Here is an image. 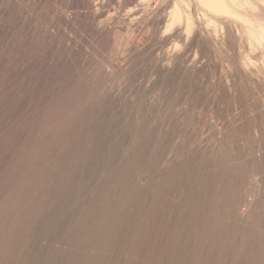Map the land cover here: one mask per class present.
I'll list each match as a JSON object with an SVG mask.
<instances>
[{
	"label": "rangeland",
	"instance_id": "1",
	"mask_svg": "<svg viewBox=\"0 0 264 264\" xmlns=\"http://www.w3.org/2000/svg\"><path fill=\"white\" fill-rule=\"evenodd\" d=\"M245 1L237 34L204 1L0 0V264H264V2Z\"/></svg>",
	"mask_w": 264,
	"mask_h": 264
},
{
	"label": "bare ground",
	"instance_id": "2",
	"mask_svg": "<svg viewBox=\"0 0 264 264\" xmlns=\"http://www.w3.org/2000/svg\"><path fill=\"white\" fill-rule=\"evenodd\" d=\"M93 1H94V0H93ZM125 1H126V0H125ZM173 1H174V0H173ZM184 1L186 2V0H183V2H184ZM190 1H191V2L193 1V2H194V3L192 2V3H193L192 5H196V4H197V6L200 5V4H198V2H199V3H202V2L204 1V4L207 2L208 4H207L206 9L209 8L210 10H213L214 12H213V11H210V12H212L213 14L218 13V12H217L218 10H216V9H219V5H220V9H219V11H222V13H223V14L221 13V15L219 16V17L223 16V17H221V23L223 22V24H224V22H226V23H228V25H229L228 29H234V30L236 31V32L233 31L234 33L239 32V31H238L239 29L236 28V26L238 27V25H234V24H237L238 22L236 21V23H235V21H231L230 19L227 18V16H230V17H231V15H234V16H235V15H238V17L235 16V20H236V18H239V17L241 16V15L239 16L238 13H239V12L241 13L242 9H241V11H238V10H240V9L237 7V6H240V3H241V2L239 3V1H241V0H190ZM233 1H234V4L237 5L236 7L238 8V10H236L237 8H236L235 5L233 4L234 8H236V9H234L235 11H232V10H233V6L231 5V3H232ZM257 1H258V0H257ZM262 1L264 2V0H262ZM142 2H144V1H142ZM178 2H179V0H178ZM196 2H197V3H196ZM242 2H243V0H242ZM245 2H246V1L244 0V3H245ZM248 2H249V1H248ZM171 3H173V2H171ZM179 3H181L180 5H183V4H182V1L179 2ZM186 3H187V2H186ZM188 3H189V2H188ZM188 3H187V5H188ZM214 3L217 4V7H218V8H215V7H214L215 9H212V7H213L212 5H214ZM138 4H139V2H138ZM204 4L202 3V6H204ZM216 4H215V6H216ZM250 4H251V3H250ZM256 4H257V3H256ZM134 5H135V4H134ZM176 5H177V4H176ZM187 5H186V6H187ZM209 5H210V7H208ZM228 5H229L230 7H228ZM242 5H243V4H242ZM242 5H241V6H242ZM259 5H260V2H259ZM128 6H129V5H128ZM130 6H131V5H130ZM188 6H189V5H188ZM197 6H196V7H197ZM247 6H248V5H247ZM247 6H245V8H246ZM249 6H251V5H249ZM252 6H253V4H252ZM172 7H173V6H172ZM183 7L185 8V6H183ZM204 7H205V6H204ZM231 7H232V8H231ZM243 7H244V5H243ZM243 7H242V8H243ZM256 7H257V6H256ZM258 7H259V6H258ZM169 8H170V7H169ZM174 8H175V7H174ZM176 8H177V7H176ZM176 8H175V9L172 8L173 11L176 10ZM178 8H180V6H179ZM187 8H188V7H187ZM187 8H186V9H187ZM190 8H191V5H190ZM197 8L199 9V7H197ZM230 8H231V11H232V12H235L234 14L230 11ZM245 8H244V9H245ZM259 8H260V10H259L260 12H262V11L264 12V5H263V6L261 5V7H259ZM160 9H161V8H160ZM209 9H208V10H209ZM228 9H229V11H228ZM256 9H258V8H256ZM178 10H181V9H178ZM178 10H177V11H174V14H173V15H175L176 12H178V15H180L181 12H179ZM189 10H191V9H189ZM189 10H188V11H189ZM199 10H201V9H199ZM215 10H216V12H215ZM196 11H197V9H196ZM237 11H238V12H237ZM247 11H249V10H247ZM251 11H252V10L250 9V13H253V12H251ZM170 12H171V13H169V14H172V11H170ZM186 12H187V11H186ZM197 12H198V11H197ZM206 12H207V11H206ZM206 12H205V14H206ZM236 12H237V14H236ZM243 12H244V11H242V15H243V14H246V13H243ZM184 13H185V12H184ZM189 13H190V12H189ZM189 13H187V14H188V18H191L192 16H189V15H190ZM203 13H204V11H203ZM207 13H208V12H207ZM247 13H248V12H247ZM256 13H257V11H256ZM187 14H186L185 16H187ZM191 14H192V13H191ZM194 14H195V13H194ZM209 14H210V13H209ZM219 14H220V13H219ZM259 14H261V13H259ZM176 15H177V13H176ZM176 15H175V16H176ZM196 15H197V14H196ZM198 15H199V14H198ZM198 15H197V17H198ZM207 15H208V14H206V16H207ZM215 15H216V14H215ZM215 15H214V16H215ZM251 15H252V14H251ZM256 15H257V14H256ZM119 16H120V15H119ZM129 16H130V15H129ZM159 16H160V15H159ZM164 16H165V15H164ZM175 16H173V17L175 18ZM208 16H210V15H208ZM234 16H232V17H234ZM247 16H248V15H247ZM257 16H258V15H257ZM92 17H93V16H92ZM167 17H168V16H167ZM173 17H172V18H173ZM230 17H229V18H230ZM244 17H246V15H245ZM255 17H256V16H255ZM260 17H261V16H259V18H260ZM157 18H158V17H157ZM178 18H179V17H178ZM213 18H214V17H213ZM217 18H218V17H217ZM246 18H247V17H246ZM246 18H244V19H246ZM159 19H160V18H159ZM180 19H181V18H180ZM186 19H187V18H186ZM197 19H199V18H197ZM208 19H210V18H208ZM244 19H243V20H244ZM257 19H258V18H257ZM160 20H162V19H160ZM163 20H164V19H163ZM173 20H174V19H173ZM214 20H215V19H214ZM216 20H217V19H216ZM218 20H219V19H218ZM218 20H217V21H218ZM239 20H240V18H239ZM243 20H241V21H243ZM246 20H247V19H246ZM246 20H244V22H245ZM255 20H256V19H255ZM187 21L189 22L188 19H187ZM204 21H205V20H204ZM211 21H212V20H211ZM217 21H216V22H217ZM172 22H173V21H172ZM190 22H191V19H190ZM205 22H206V21H205ZM205 22H204V23H205ZM244 22H243V23H244ZM246 22L249 23L248 21H246ZM246 22H245V24H246ZM159 23H160V22H159ZM164 23H165V22H164ZM192 23H193V22H192ZM221 23H220V24H221ZM100 24H101V23H100ZM194 24H195V23H194ZM205 24H206V23H205ZM211 24H213V23H211ZM238 24H239V23H238ZM162 25H163V24H162ZM207 25H208V24H207ZM249 25H250V24H249ZM171 26H172V25H171ZM171 26H170V27H171ZM220 26H224V25H220ZM225 26H226V24H225ZM245 26H246V25H245ZM108 27H109V26H108ZM119 27H120V26H119ZM126 27H127V26H126ZM156 27H158V26H156ZM166 27H167V25H166ZM166 27H165V28H166ZM175 27L177 28V25H176ZM188 27H189V26H188ZM188 27H186V28H188ZM190 27H191V26H190ZM116 28H117V27H116ZM179 28H180V26H179ZM192 28H193V27L188 28V29H192ZM197 28H198V27H197ZM197 28H195V29H197ZM206 28H207V27H206ZM214 28H215V27H214ZM221 28H222V29H220V30L224 31L225 28L227 29V26L224 28V30H223V27H221ZM258 28L260 29L261 27H258ZM173 29H175V28H173ZM198 29H199V28H198ZM208 29H209V28H208ZM208 29H207V30H208ZM212 29H213V28H212ZM212 29H210V30L212 31ZM248 29H249V28H248ZM259 29H258V30H259ZM99 30H100V29H99ZM167 30H168V28L166 29V31H167ZM193 30H194V29H193ZM193 30H189V31L191 32V31H193ZM256 30H257V29H256ZM260 30H262V28H261ZM159 31H160V30H159ZM166 31L164 30V32H162V33H164L163 35L168 34V32H166ZM172 31H173V30H172ZM175 31H176V30H175ZM203 31H204V30H203ZM213 31H214V30H213ZM228 31H229V30H228ZM165 32H166V33H165ZM184 32H185V31H184ZM204 32H205V31H204ZM255 32H256V31H255ZM169 33H170V32H169ZM198 33L200 34L199 31H198ZM205 33H206V32H205ZM221 33H222V32H221ZM227 33H228V32H227ZM261 33H263V32L261 31ZM171 34H172V33H171ZM187 34H188V30H187ZM191 34H192V33H191ZM193 34H194V33H193ZM199 34H198V35H199ZM237 34H238V33H237ZM249 34H250V33H249ZM258 34H259V32H258ZM163 35H162V36H163ZM198 35H197V36H198ZM225 35H226V34H225ZM200 36H201V35H200ZM204 36H205V35H204ZM222 36H223V34H222ZM191 37H192V35H191ZM206 37H207V36H206ZM244 37H245V36H244ZM188 38H189V37H188ZM192 38H193V37H192ZM196 38H197V37H196ZM202 38H203V37H202ZM229 38H230V37H229ZM255 38H256V36H255ZM207 39H208V38H207ZM207 39H206V40H207ZM224 39H225V38H224ZM230 39H232V38H230ZM238 39H239V38H238ZM200 40H201V39H200ZM202 40H204V39H202ZM228 40H229V39H228ZM188 41H189V39H188ZM213 41H214V40H213ZM225 41H227V40H225ZM229 41H231V40H229ZM204 42H205V41H204ZM208 42H209V41H208ZM236 42H238V40H237ZM188 43H189V42H188ZM191 43H192V42H191ZM222 43H223V41H222ZM226 43H227V42H225V44H226ZM229 43H230V42H229ZM259 43L261 44V42H259ZM205 44H206V43H205ZM219 44H220V43H219ZM223 44H224V43H223ZM232 44H233V43H232ZM250 44H251V43H250ZM202 45H203V44H202ZM236 45H237V43H236ZM246 45H247V44H246ZM199 46H200V45H199ZM224 46H225V45H224ZM226 46H227V45H226ZM228 46H229V44H228ZM232 46H233V45H232ZM234 46H235V45H234ZM247 46H248V45H247ZM173 47H174V46H173ZM191 47H192V46H191ZM235 47H236V46H235ZM252 47H253V45H252ZM200 48H201V47H200ZM211 48H212V47H211ZM219 48H220V47H219ZM172 49H173V48H172ZM181 49H182V48H181ZM227 49H229V48H227ZM143 50H144V49H143ZM194 50H195V49H194ZM249 51H250V50H249ZM170 52H171V51H170ZM170 52H169V53H170ZM174 52H175V49H174ZM184 53H185V52H184ZM166 54H167V53H166ZM175 54H176V53H175ZM148 55H149V54H148ZM151 55H152V54H151ZM245 55H246V54H245ZM190 56H191V55H190ZM214 56H215V55H214ZM262 56H263V55H262ZM182 57H183V56H182ZM226 57H227V56H226ZM185 58H186V57H185ZM194 58H195V57H194ZM146 59H147V58H146ZM170 59H171V58H170ZM229 59H230V58H229ZM144 60H145V59H144ZM147 60H148V59H147ZM194 61H195V59H194ZM229 61H230V60H229ZM166 62H167V60H166ZM169 62H170V60H169ZM192 62H193V61H192ZM165 64H166V63H165ZM192 64H193V63H192ZM196 64H197V63H196ZM200 64H201V63H200ZM203 64H204V62H203ZM248 64H249V63H247V65H248ZM182 65H183V64H182ZM224 65H225V64H224ZM227 65H228V64H227ZM198 66H199V65H198ZM201 66H202V65H201ZM173 67H174V66H173ZM247 67H248V66H247ZM249 67H250V66H249ZM249 67H248V68H249ZM242 68H243V67H242ZM242 68H241V69H242ZM235 69H236V68H235ZM248 70H249V69H248ZM250 73H251V72H250ZM262 73H263V72H262ZM196 75H197V74H196ZM199 76H200V75H199ZM228 77H229V76H228ZM241 77H242V76H241ZM248 77H249V76H248ZM150 78H151V77H150ZM249 80H251V79H249ZM167 81H168V80H167ZM196 81H197V80H196ZM201 81H202V80H201ZM255 81H256V80H255ZM227 82H228V81H227ZM247 82H248V81H247ZM175 83H176V82H175ZM244 83H245V81H244ZM246 84H247V83H246ZM248 84H249V83H248ZM250 84H251V82H250ZM224 85H225V84H224ZM234 86H235V85H234ZM184 87H185V86H184ZM204 87H205V86H204ZM246 88H247V87H246ZM193 91H194V90H193ZM201 91H202V90H201ZM204 92H205V91H204ZM209 92H210V91H209ZM230 92H231V90H230ZM253 92H254V91H253ZM224 93H225V91H224ZM251 93H252V92H251ZM250 95H251V94H250ZM192 96H193V95H192ZM218 96H219V95H218ZM199 97H200V96H199ZM229 97H230V96H229ZM258 97H259V96H258ZM194 98H195V97H194ZM219 98H220V97H219ZM192 99H193V98H192ZM227 99H228V98H227ZM262 99H263V98H262ZM53 100H54V99H53ZM230 100H231V99H230ZM263 100H264V99H263ZM118 101H119V100H118ZM192 101H193V100H192ZM54 102H55V101H54ZM225 102H226V101H225ZM199 103H200V102H199ZM117 104H118V103H117ZM255 104H256V103H255ZM256 109H257V108H256ZM104 112H105V111H104ZM237 112H238V111H237ZM107 113H108V112H107ZM263 113H264V112H263ZM263 113H262V114H263ZM197 114H198V113H197ZM10 115H11V114H10ZM103 115H104V114H103ZM239 115H240V114H239ZM256 116H257V115H256ZM79 117H80V116H79ZM194 117H195V116H194ZM263 118H264V117H263ZM236 119H237V118H236ZM38 120H39V119H38ZM44 120H45V119H44ZM193 120H194V119H193ZM225 120H226V119H225ZM257 120H258V119H257ZM252 121H253V120H252ZM257 122H258V121H257ZM90 123H91V122H90ZM200 123H201V122H200ZM239 123H240V122H239ZM252 123H253V122H252ZM98 124H99V123H98ZM226 124H227V123H226ZM226 124H225V125H226ZM240 125H241V124H240ZM258 125H259V124H258ZM251 126H252V125H251ZM77 128H78V127H77ZM81 128H83V127H81ZM98 130H99V129H98ZM259 130H260V129H259ZM229 131H230V130H229ZM261 131H262V130H261ZM224 132H225V131H224ZM234 132H236V131H234ZM72 133H73V132H72ZM117 133H118V132H117ZM244 133H245V132H244ZM247 133H248V132H247ZM247 133H246V134H247ZM260 133H261V132H260ZM262 133H263V132H262ZM257 134H258V133H257ZM257 134H256V135H257ZM5 135H6V134H5ZM92 136H93V135H92ZM185 137H186V136H185ZM252 137H253V136H252ZM84 139H85V138H84ZM245 140H246V138H245ZM249 143H250V142H249ZM118 145H119V144H118ZM180 146H181V145H180ZM195 146H196V145H195ZM201 146H202V145H201ZM209 146H210V145H209ZM249 146H250V145H249ZM241 148H242V146H241ZM27 149H28V148H27ZM223 150H224V149H223ZM263 151H264V150H263ZM44 152H45V151H44ZM38 153H40V152H38ZM42 153H43V152H42ZM86 155H88V154H86ZM24 157H25V156H24ZM263 157H264V156H263ZM41 158H43V157H41ZM53 158H54V157H53ZM96 158H97V157H96ZM236 159H237V158H236ZM35 160H36V159H35ZM38 160H39V159H38ZM40 160H41V159H40ZM134 160H135V159H134ZM40 163H41V162H40ZM31 164H32V163H31ZM37 164H38V163H37ZM51 164H52V163H51ZM35 165H36V164H35ZM35 165H34V166H35ZM77 165H78V164H77ZM99 165H100V164H99ZM143 165H144V164H143ZM48 166H49V165H48ZM71 166H72V165H71ZM23 168H24V167H23ZM154 171H155V170H154ZM132 172H133V171H132ZM143 172H144V171H143ZM42 173H43V172H42ZM96 173H97V172H96ZM39 175H40V174H39ZM63 175H64V174H63ZM131 175H132V174H131ZM14 176H15V175H14ZM169 176H170V175H169ZM68 178H69V177H68ZM163 178H164V177H163ZM224 178H225V177H224ZM244 178H245V177H244ZM245 179H246V178H245ZM236 180H237V179H236ZM12 181H13V180H12ZM12 181H11V182H12ZM110 181H111V180H110ZM245 181H246V180H245ZM120 182H121V181H120ZM34 183H35V182H34ZM57 183H58V182H57ZM33 185H34V184H33ZM221 185H222V184H221ZM48 186H49V185H48ZM8 187H9V186H8ZM26 188H27V187H26ZM117 188H119V187H117ZM28 189H29V188H28ZM28 189H27V190H28ZM49 189H50V188H49ZM211 189H212V188H211ZM223 189H224V188H223ZM223 189H222V190H223ZM10 190H11V189H10ZM41 190H42V189H41ZM142 190H143V189H142ZM159 190H160V189H159ZM232 190L235 191L234 189H232ZM100 191H101V190H100ZM26 192H27V191H26ZM52 192H53V191H52ZM105 192H106V191H105ZM105 192H103V193H105ZM139 192H140V191H139ZM170 192H171V191H170ZM252 192H253V191H252ZM31 193H32V191H31ZM38 193H39V192H38ZM123 193H124V192H123ZM205 193H206V192H205ZM230 193H231V192H230ZM20 194H21V193H20ZM131 194H132V193H131ZM140 194H141V193H140ZM142 194L144 195V193H142ZM201 194H202V193H201ZM220 194H221V193H220ZM29 195H30V194H29ZM73 195H74V194H73ZM143 195H142V196H143ZM159 195H160V194H159ZM174 195H175V194H174ZM174 195H173V196H174ZM248 195H249V194H248ZM250 195H251V194H250ZM30 196H31V195H30ZM34 196H35V195H34ZM66 196H67V195H66ZM139 196H141V195H139ZM245 196H246V195H245ZM105 197H106V196H105ZM133 197H136V196H133ZM217 197H218V196H217ZM263 197H264V196H263ZM102 198H103V197H102ZM174 198H175V197H174ZM223 198H224V197H223ZM242 198H243V197H242ZM252 198H253V197H252ZM32 199H33V198H32ZM76 199H77V198H76ZM213 199H214V198H213ZM233 199H234V197H233ZM235 199H236V198H235ZM235 199H234V200H235ZM244 199H246V198H244ZM37 200H38V199H37ZM229 200H230V199H229ZM89 201H90V200H89ZM94 201H95V200H94ZM122 201H123V200H122ZM211 201H212V200H211ZM223 201H224V199H223ZM223 201H222V202H223ZM227 201H228V200H227ZM241 201H242V200H241ZM64 202H65V201H64ZM74 202H75V201H74ZM215 202H216V201H215ZM220 202H221V201H220ZM244 202H245V201H244ZM248 202H249V201H248ZM259 202H260V201H259ZM25 203H26V202H25ZM41 203H42V202H41ZM75 203H76V202H75ZM75 203H74V204H75ZM130 203H131V202H130ZM150 203H151V202H150ZM176 203H177V202H176ZM194 203H195V202H194ZM252 203H253V202H252ZM252 203H251V204H252ZM39 204H40V203H39ZM88 204H89V203H88ZM115 204H116V203H115ZM169 204H170V203H169ZM177 204H178V203H177ZM213 204H214V203H213ZM216 204H217V203H216ZM101 205H102V204H101ZM141 205H142V204H141ZM144 205H145V204H144ZM144 205H143V206H144ZM249 205H250V204H249ZM252 205H253V204H252ZM256 205H257V203H256ZM261 205H262V204H261ZM26 206H27V205H26ZM124 206H125V205H124ZM211 206H212V204H211ZM235 206H236V205H235ZM254 206H255V204H254ZM101 207H102V206H101ZM198 207H199V206H198ZM238 207H239V206H238ZM258 207H259V206H258ZM258 207H257V208H258ZM263 207H264V206H263ZM209 208H210V206H209ZM217 208H218V207H217ZM240 208H241V207H240ZM251 208H252V207H251ZM25 209H26V207H25ZM218 209H219V208H218ZM226 209H228V207H227ZM254 209H255V208H254ZM101 210H102V209H101ZM101 210H100V211H101ZM150 210H151V209H150ZM176 210H177V208H176ZM206 210H207V209H206ZM28 211H29V210H28ZM197 211H198V210H197ZM211 211H213V210H211ZM261 211H262V210H261ZM121 212H122V211H121ZM185 212H187V211H185ZM218 212H219V211H218ZM27 213H28V212H27ZM82 213H83V212H82ZM229 213H230V212H229ZM121 214H122V213H121ZM142 214H143V213H142ZM156 214H157V212H156ZM164 214H165V213H164ZM190 214H191V213H190ZM218 214H219V213H218ZM218 214H217V215H218ZM224 214H225V213H224ZM226 214H227V213H226ZM232 214H233V212H232ZM78 215H79V214H78ZM136 215H137V214H136ZM185 215H186V214H185ZM204 215H205V214H204ZM217 215H216V216H217ZM233 215H234V214H233ZM3 216H4V215H3ZM3 216H2V217H3ZM160 216H161V215H160ZM168 216H169V215H168ZM212 216H213V215H212ZM222 216H223V215H222ZM229 216H230V215H229ZM135 217H137V216H135ZM164 217H165V216H164ZM164 217H163L162 219H164ZM185 217H186V216H185ZM206 217H207V216H206ZM156 218H157V217H156ZM167 218H168V217H167ZM167 218H166V219H167ZM169 218H170V217H169ZM175 218H176V217H175ZM178 218H179V217H178ZM178 218H176V219H178ZM237 218H238V217H237ZM9 219H11V218H9ZM26 219H27V218H26ZM46 219H47V218H46ZM123 219H124V218H123ZM153 219H154V218H153ZM159 219H160V218H159ZM219 219H220V218H219ZM239 219H240V218H239ZM19 220H20V219H19ZM182 220H183V219H182ZM237 220H238V219H237ZM9 221H10V220H9ZM72 221H73V220H72ZM156 221H157V220H156ZM161 221H162V220H161ZM164 221H165V220H164ZM249 221H250V220H249ZM51 222H52V221H51ZM76 222H77V221H76ZM91 222H92V221H91ZM128 222H129V220H128ZM184 222H185V219H184ZM220 222H221V221H220ZM253 222H254V221H253ZM77 223H78V222H77ZM137 223H138V222H137ZM146 223H147V222H146ZM153 223H154V222H153ZM163 223H164V222H163ZM186 223H187V222H186ZM189 223H190V222H189ZM195 223H196V222H195ZM22 224H24V223H22ZM38 224H40V223H38ZM109 224H110V223H109ZM112 224H114V222H113ZM158 224H159V222H158ZM204 224H205V223H204ZM228 224H229V223H228ZM228 224H227V225H228ZM232 224H233V223H232ZM247 224H248V223H247ZM0 225H1V224H0ZM192 225H193V224H192ZM18 226H19V225H18ZM199 226H200V225H199ZM248 226H249V225H248ZM75 227H76V226H75ZM94 227H95V226H94ZM96 227H97V226H96ZM128 227H129V226H128ZM165 227H166V226H165ZM165 227H164V228H165ZM184 227H185V226H184ZM251 227H252V225H251ZM40 228H41V227H40ZM177 228H178V227H177ZM191 228H192V226H191ZM230 228H231V227H230ZM230 228H229V229H230ZM249 228H250V227H249ZM123 229H124V228H123ZM181 229H182V228H181ZM238 229H239V228H238ZM238 229H237V231H238ZM241 229H242V228H241ZM14 230H15V229H14ZM124 230H125V229H124ZM15 231H16V230H15ZM39 231H40V230H39ZM100 231H101V229H100ZM140 231H141V230H140ZM148 231H149V230H148ZM184 231H185V230H184ZM186 231H187V229H186ZM188 231H189V230H188ZM224 231L226 232L225 229H224ZM243 231H244V230H243ZM245 231H246V230H245ZM260 231H261V228H260ZM263 231H264V230H263ZM108 232H109V231H108ZM112 232H113V231H112ZM114 232H115V231H114ZM120 232H122V231H120ZM120 232H119V233H120ZM124 232H125V231H124ZM135 232H136V231H135ZM137 232H138V231H137ZM150 232H152V231H150ZM153 232H154V231H153ZM191 232H192V231H191ZM3 233H4V232H3ZM177 233H178V232H177ZM177 233H176V234H177ZM183 233H184V232H183ZM187 233H188V232H187ZM216 233H217V232H216ZM239 233H240V232H239ZM259 233H260V232H259ZM113 234H114V233H113ZM124 234H125V233H124ZM137 234H138V233H137ZM139 234H140V233H139ZM155 234H156V233H155ZM160 234H161V233H160ZM171 234H172V233H171ZM173 234H175V232H174ZM181 234H182V233H181ZM185 234H186V233H185ZM188 234H190V233H188ZM257 234H258V233H257ZM127 235H128V234H127ZM127 235H126V236H127ZM147 235H148V234H147ZM166 235H167V234H166ZM166 235H164V236H166ZM237 235H239V234H237ZM245 235H247V234H245ZM259 235H261V234H259ZM50 236H51V235H50ZM117 236H118V235H117ZM131 236H132V235H131ZM141 236H142V235H141ZM206 236H208V235H206ZM254 236H256V235H254ZM88 237H89V236H88ZM134 237H135V236H134ZM139 237H140V236H139ZM150 237H152V236L150 235ZM201 237H203V236H201ZM216 237H217V236H216ZM241 237H242V236H241ZM129 238H130V237H129ZM181 238H182V237H181ZM189 238H190V237H189ZM189 238H187V240H188ZM248 238H249V237H248ZM253 238H254V237H253ZM136 239H138V238H136ZM142 239H143V238H142ZM146 239H147V238H146ZM184 239H186V238H184ZM199 239H200V238H199ZM88 240H89V239H88ZM91 240H92V239H91ZM118 241H119V240H118ZM140 241H141V240H140ZM220 241H221V240H220ZM241 241H242V240H241ZM255 241H256V240H255ZM10 242H11V240H10ZM62 242H63V241H62ZM144 242H145V241H144ZM111 243H112V242H111ZM130 243H131V242H130ZM219 243H220V242H219ZM125 244H126V243H125ZM131 244H132V243H131ZM158 244H159V243H158ZM164 244H165V243H164ZM166 244H167V243H166ZM166 244H165V246H166ZM1 245H2V244H1ZM143 245H144V243H143ZM189 245H190V244H189ZM149 246H150V243H149ZM173 246H174V245H173ZM182 246H183V245H182ZM215 246H216V245H215ZM219 246H220V245H219ZM228 246H229V245H228ZM63 247H64V246H63ZM115 247H116V246H115ZM119 247H120V246H119ZM125 247H126V246H125ZM171 247H172V246H171ZM178 247H179V246H178ZM135 248H136V247H135ZM135 248H134V249H135ZM149 248H150V247H149ZM155 248H156V247H155ZM163 248H164V247H163ZM172 248H173V247H172ZM137 249H138V248H137ZM151 249H152V247H151ZM168 249H169V247H168ZM176 249H177V248H176ZM180 249H181V248H180ZM193 249H194V248H193ZM204 249H205V248H204ZM258 249H259V248H258ZM258 249H257V250H258ZM130 250H131V249H130ZM147 250H148V249H147ZM156 250H158V249H156ZM156 250H155V251H156ZM188 250H189V249H188ZM205 250H206V249H205ZM223 250H224V249H223ZM138 251H139V250H138ZM140 251H141V250H140ZM140 251H139V252H140ZM153 251H154V250H153ZM158 251H159V250H158ZM163 251H164V250H163ZM170 251H171V250H170ZM172 251H173V250H172ZM206 251H207V250H206ZM210 252H211V251H210ZM220 252H221V251H220ZM244 252H245V249H244ZM131 253H132V252H131ZM135 253H136V250H135ZM135 253H134V254H135ZM137 253H138V252H137ZM162 253H163V252H162ZM169 253H170V252H169ZM172 253H174V252H172ZM185 253H186V252H185ZM185 253H184V254H185ZM206 253H207V252H206ZM222 253H223V252H222ZM225 253H226V252H225ZM241 253H242V252H241ZM258 253H259V252H258ZM108 254H109V253H108ZM129 254H130V253H129ZM163 254H164V253H163ZM170 254H171V253H170ZM209 254H210V253H209ZM213 254H215V253H213ZM131 255H132V254H131ZM166 255H169V254H166ZM229 255H230V254H229ZM237 255H238V254H237ZM258 255H259V254H258ZM261 255H262V254H261ZM150 256H151V255H150ZM164 256H165V255H164ZM170 256H171V255H170ZM183 256H184V255H183ZM186 256H187V255H186ZM192 256H193V255H192ZM221 256H222V255H221ZM251 256H252V255H251ZM119 257H120V256H119ZM173 257H174V256H173ZM178 257H179V256H178ZM189 257H190V256H189ZM210 257H211V256H210ZM239 257H240V256H239ZM174 258H175V257H174ZM183 258H184V257H183ZM190 258H191V257H190ZM201 258H202V256H201ZM213 258H214V257H213ZM215 258H216V257H215ZM228 258H229V257H228ZM134 259H135V258H134ZM176 259H177V258H176ZM179 259H180V257H179ZM219 259H220V258H219ZM221 259H222V257H221ZM247 259H248V258H247ZM247 259H246V262H247ZM103 260H104V259H103ZM209 260H210V259H209ZM214 260H215V259H214ZM214 260H213V261H214ZM225 260H226V259H225ZM229 260H230V259H229ZM259 260H260V259H259ZM150 261H151V260H150ZM172 261H173V260H172ZM174 261H175V260H174ZM211 261H212V260H211ZM213 261H212V262H213ZM215 261H216V260H215ZM219 261H220V260H219ZM241 261L244 262V260H241ZM113 262H115V261H113ZM135 262H136V261H135ZM154 262H155V261H154ZM110 263H111V262H110ZM199 263H200V262H199ZM214 263H215V262H214ZM221 263H222V262H221ZM224 263H225V262H224ZM241 263H242V262H241ZM111 264H112V263H111ZM120 264H121V263H120ZM124 264H125V263H124ZM132 264H133V263H132ZM180 264H181V263H180ZM187 264H188V263H187ZM245 264H246V263H245Z\"/></svg>",
	"mask_w": 264,
	"mask_h": 264
}]
</instances>
